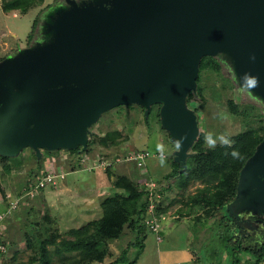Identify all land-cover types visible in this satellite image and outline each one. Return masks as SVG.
Masks as SVG:
<instances>
[{
	"label": "water",
	"instance_id": "1",
	"mask_svg": "<svg viewBox=\"0 0 264 264\" xmlns=\"http://www.w3.org/2000/svg\"><path fill=\"white\" fill-rule=\"evenodd\" d=\"M45 43L0 70V156L29 148L47 152L87 146L88 129L121 106L148 112L159 104L161 125L185 167L198 134L186 97L196 91L202 57L227 55L238 81L259 79L251 92L264 102V0H65ZM255 57V59H253ZM74 73L70 82L61 81ZM238 197L264 203V139L240 171ZM236 221L238 216L235 214Z\"/></svg>",
	"mask_w": 264,
	"mask_h": 264
},
{
	"label": "rangeland",
	"instance_id": "2",
	"mask_svg": "<svg viewBox=\"0 0 264 264\" xmlns=\"http://www.w3.org/2000/svg\"><path fill=\"white\" fill-rule=\"evenodd\" d=\"M0 0V70L8 63L17 62L22 53L34 43H45L52 32L47 31L49 24L56 19V14L65 11L68 5L65 0H43L42 4L31 7L25 14L12 11L4 12ZM79 5L86 0H75ZM37 20L32 40L28 41L32 22ZM219 70H206L200 74V88L203 99L193 98L187 105L190 111L198 109L196 114L198 134L188 153H196L199 149L208 148L204 137L208 133H224L230 139L244 130V125H253L264 112V102L252 92L241 94L239 81L235 75L230 58L216 55ZM74 73H65L61 81L70 82ZM1 99V96H0ZM236 106L239 115L231 114L230 103ZM159 104L150 106L149 111L139 105L121 106L102 114L89 129L88 139L95 140L107 132L118 131L123 140L118 145L107 148L93 144L89 152L82 153L87 162L123 158L127 152L145 151L150 157L144 168H136L134 163H121L101 170H83L75 154L66 152L41 151L35 157L31 149L25 148L15 157L22 163L16 171L7 173L5 165L13 163L0 161V212L6 208L7 194L18 197L23 189L31 186L35 176L42 173L65 174L55 188L47 187L32 200L20 202L17 211L7 220V227L2 229L8 251L4 264H41L38 241L52 235L64 238L71 229H77L86 223L97 220L101 216L100 203L115 191L113 180L116 176L134 177L145 171L149 178L161 184V199L164 209L171 212L160 228L161 241L156 242L155 235L146 230L143 250L135 264H235L233 255L227 247L231 237L242 234L240 245L253 246L264 238L260 220L264 219V203L244 200L234 205L233 212L227 207L209 220H203L202 209L192 210L188 196L194 195L202 186L192 183L184 192L177 185L179 177L170 175L177 173L175 142L160 123ZM0 138V149L2 148ZM157 144L166 148L165 165L159 161ZM48 153V154H47ZM10 164V165H9ZM128 164V165H127ZM15 167V166H14ZM144 177V178H143ZM143 179H148L145 175ZM105 185L97 188L96 186ZM64 185V186H62ZM70 189V190H69ZM97 192L90 207L84 201ZM58 196L57 198H54ZM102 196V197H101ZM70 205L67 209L63 206ZM189 204V205H188ZM51 205V206H50ZM45 214L49 222L44 219ZM235 214L238 216V223ZM177 216V218H175ZM47 229V230H46ZM135 233L127 226L120 238L109 242V255L101 263L111 264L126 249L123 260L116 264H129L135 257L137 249L131 244ZM51 264H69L52 254V246H47ZM68 255L65 256L67 258ZM240 264H251V257L241 251L237 253ZM264 264V259L260 262Z\"/></svg>",
	"mask_w": 264,
	"mask_h": 264
},
{
	"label": "trees",
	"instance_id": "3",
	"mask_svg": "<svg viewBox=\"0 0 264 264\" xmlns=\"http://www.w3.org/2000/svg\"><path fill=\"white\" fill-rule=\"evenodd\" d=\"M42 2L43 0H4L2 10L6 13L18 11L25 14L31 7L40 5ZM36 24L37 20H34L27 35L29 42L32 40ZM38 44L40 43L36 42L30 45L28 49ZM198 67L196 91L187 95L185 100L186 107L193 98L199 97L201 100L203 99L202 89L199 86L200 74L206 70H214L215 72L219 70L216 56L202 57ZM230 106L231 114L238 116L239 113L236 110V106L232 102ZM187 109L189 108L187 107ZM192 111L197 114L198 109L195 108ZM158 117L160 119L159 115ZM89 129L87 132V146L84 151L86 153L89 152L91 146L95 143L108 149L111 146L118 145L123 140L118 131L107 132L100 138L92 136L95 140H89ZM263 139L264 112L258 116L257 120H254L253 125H244V130L231 138L233 141L232 147L218 145L215 149L202 151L199 149L196 153H188L184 168L179 164L176 165L178 171L175 175H170V177L171 179L174 176L180 178L177 183L180 189L185 192L192 183H199L202 186L197 189L196 194L188 196L187 200L191 204L192 210L195 208L202 209L201 211L204 213L203 220L213 218L237 199L240 171ZM80 150L81 147H78L75 150L61 152L76 155ZM233 150L238 151L241 158L234 159L231 155ZM33 153L36 157L35 152ZM0 161L16 164L14 165L15 167L10 164V166L5 165L4 169L7 173L16 171V168L22 165V163H18L20 161L15 157L0 156ZM112 183L115 191L101 201V216L99 219L90 221L77 229L69 230L64 238L58 239L57 235L51 234L46 239L38 241L41 264H51L47 246H52V254L54 256L60 257L63 261H68L69 264L101 263L109 255V242L120 238L126 226L135 233L134 242L131 246L137 249L134 259L129 264L136 263L143 250V242L146 230H148L144 223L147 199L145 193L139 189L138 182L134 181V177L119 175L115 177ZM156 212L158 215H162L166 212V209L158 208ZM44 219L48 222L50 221L47 214H45ZM260 225L264 236V219L260 220ZM235 236L231 237L227 242V247L233 255L235 264H240L236 255L241 251L252 258L251 264H260L264 259V238L261 242H255L253 246L242 247L240 240L243 235L238 234ZM126 251L125 249L122 252L123 256H119L111 264L122 261ZM66 255H68L67 258H65ZM31 264L33 263L31 262Z\"/></svg>",
	"mask_w": 264,
	"mask_h": 264
},
{
	"label": "built area",
	"instance_id": "4",
	"mask_svg": "<svg viewBox=\"0 0 264 264\" xmlns=\"http://www.w3.org/2000/svg\"><path fill=\"white\" fill-rule=\"evenodd\" d=\"M85 153V152H83ZM84 154L78 153L75 155L79 163L81 164V168L83 170H101L105 171L111 168L114 165H118L121 163H134L136 168H144L146 166V161L149 159L150 155L145 151H134L127 152L123 158L115 157L109 160H96L92 162H87L86 158H84ZM159 156V155H158ZM144 172V171H143ZM142 172V173H143ZM142 175V174H141ZM65 178V174L58 173H40L38 176H35L34 182L31 186L23 189L22 194L18 197L12 198L7 195V205L2 212H0V264H4L7 258V248L4 241V236L2 233V229L5 228V223L7 220L17 211L19 208L20 202L22 199L32 200L34 197L41 194V191L47 187L55 188L58 186L60 181H63ZM139 189L145 193L147 199L146 205V215L144 219L145 226L147 229L155 235L156 242H160L161 239L159 237L161 224L165 220V216L158 215L157 210L161 203V196L159 192V185L157 182L152 179H139L138 180ZM173 264H180L178 262Z\"/></svg>",
	"mask_w": 264,
	"mask_h": 264
},
{
	"label": "clouds",
	"instance_id": "5",
	"mask_svg": "<svg viewBox=\"0 0 264 264\" xmlns=\"http://www.w3.org/2000/svg\"><path fill=\"white\" fill-rule=\"evenodd\" d=\"M219 55L224 56V53H219ZM255 59V57H253ZM239 83V91L241 94H244L246 92H251L255 88L259 87V79L256 76H252L250 73H245L241 80L238 82ZM184 139H179L175 142V149L177 152H179L182 149ZM204 143L205 145L210 148V149H215L218 145L222 147H232L233 141L230 139V137L224 133L220 134H213V133H208L204 137ZM157 152L160 154L159 155V161L161 165L166 164L167 160V153H166V148L163 144H157L156 146ZM232 157L234 159H239L240 153L236 150H233L231 153Z\"/></svg>",
	"mask_w": 264,
	"mask_h": 264
},
{
	"label": "crops",
	"instance_id": "6",
	"mask_svg": "<svg viewBox=\"0 0 264 264\" xmlns=\"http://www.w3.org/2000/svg\"><path fill=\"white\" fill-rule=\"evenodd\" d=\"M128 165V164H127ZM144 174H142L141 175V173L138 175V177H137V181L139 180V179H141L143 176H147L148 178H149V175L144 171L143 172ZM144 178V177H143ZM64 180H65V178H64ZM63 180V181H64ZM62 186H64V185H62ZM105 185H100V186H96L97 188H100V187H104ZM162 187H164V186H162L161 184H159V192H160V195H161V192H162ZM56 189V188H55ZM70 190V189H69ZM97 192L98 191H96V192H94V194H93V196L92 197H89V198H86L84 201L88 204V207H90V205H91V203H93V197L95 198V195H97ZM7 195H9V194H7ZM10 196V195H9ZM58 196H55L54 198H57ZM102 197V196H101ZM12 198H15V197H12ZM25 200H28V199H25ZM162 205V199H161V203H160V206H159V208H161V209H164V207L163 206H161ZM51 206V205H50ZM64 208H66L67 207V209H69L70 208V205L69 204H67V206H63ZM163 216H165V219H167V217H172L171 216V212L170 211H167V212H165V213H163L162 214ZM175 218H177V216H175ZM238 223V222H237ZM163 224V223H162ZM161 224V225H162ZM5 227H7V222L5 223ZM5 241V240H4Z\"/></svg>",
	"mask_w": 264,
	"mask_h": 264
},
{
	"label": "flooded vegetation",
	"instance_id": "7",
	"mask_svg": "<svg viewBox=\"0 0 264 264\" xmlns=\"http://www.w3.org/2000/svg\"><path fill=\"white\" fill-rule=\"evenodd\" d=\"M86 1H90V0H86ZM91 1H95V0H91Z\"/></svg>",
	"mask_w": 264,
	"mask_h": 264
}]
</instances>
